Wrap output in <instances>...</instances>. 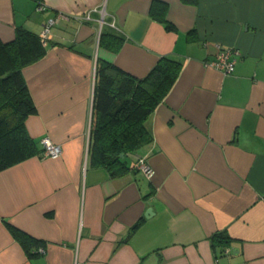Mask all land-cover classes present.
Returning a JSON list of instances; mask_svg holds the SVG:
<instances>
[{
  "label": "crops",
  "instance_id": "crops-1",
  "mask_svg": "<svg viewBox=\"0 0 264 264\" xmlns=\"http://www.w3.org/2000/svg\"><path fill=\"white\" fill-rule=\"evenodd\" d=\"M43 6L0 0L2 43L58 19L45 56L22 71L36 153L0 171V264H264V0ZM108 33L123 39L117 52L100 43ZM219 48L240 53L231 74L209 65ZM161 57L180 69L146 121L152 140L112 176L89 155L96 65L142 79ZM43 138L59 158L43 156ZM11 228L38 253L26 254ZM217 233L223 249L211 244Z\"/></svg>",
  "mask_w": 264,
  "mask_h": 264
},
{
  "label": "trees",
  "instance_id": "trees-1",
  "mask_svg": "<svg viewBox=\"0 0 264 264\" xmlns=\"http://www.w3.org/2000/svg\"><path fill=\"white\" fill-rule=\"evenodd\" d=\"M32 1L37 6L44 0ZM164 24L167 30L172 29L166 21ZM122 41L111 33L100 37L101 45L108 43L115 52ZM46 52L38 35L22 27L15 29L11 42H0V171L36 153L25 130V120L36 114V106L22 71ZM179 69V62L161 57L146 77L137 79L111 63L98 61L90 124L92 164L106 168L112 176L129 169L125 159L151 142L146 121L172 87ZM11 232L26 254L38 253L35 241L14 228ZM210 239L214 248L223 249L228 244L223 233Z\"/></svg>",
  "mask_w": 264,
  "mask_h": 264
},
{
  "label": "built area",
  "instance_id": "built-area-1",
  "mask_svg": "<svg viewBox=\"0 0 264 264\" xmlns=\"http://www.w3.org/2000/svg\"><path fill=\"white\" fill-rule=\"evenodd\" d=\"M36 10L41 12L44 10L43 5H37ZM57 18L48 20L42 27L40 33L38 34L39 40L43 45L47 43V41L51 38V28L57 22ZM240 57V53L236 49L232 48H219L218 52L214 56L213 60L209 62V65L223 74H231L234 71L236 62ZM41 145L43 147V156L51 159H57L61 155V150L58 146L52 144V142L48 138H43L41 140ZM135 168L142 172L145 177L151 178L153 175V170L147 164L145 158L137 157Z\"/></svg>",
  "mask_w": 264,
  "mask_h": 264
},
{
  "label": "water",
  "instance_id": "water-1",
  "mask_svg": "<svg viewBox=\"0 0 264 264\" xmlns=\"http://www.w3.org/2000/svg\"><path fill=\"white\" fill-rule=\"evenodd\" d=\"M120 157H123V154L120 155ZM149 211V209H147V212Z\"/></svg>",
  "mask_w": 264,
  "mask_h": 264
},
{
  "label": "rangeland",
  "instance_id": "rangeland-1",
  "mask_svg": "<svg viewBox=\"0 0 264 264\" xmlns=\"http://www.w3.org/2000/svg\"><path fill=\"white\" fill-rule=\"evenodd\" d=\"M37 11V10H36Z\"/></svg>",
  "mask_w": 264,
  "mask_h": 264
}]
</instances>
